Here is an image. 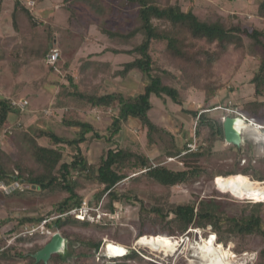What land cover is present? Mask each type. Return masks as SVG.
<instances>
[{
    "label": "trees",
    "instance_id": "16d2710c",
    "mask_svg": "<svg viewBox=\"0 0 264 264\" xmlns=\"http://www.w3.org/2000/svg\"><path fill=\"white\" fill-rule=\"evenodd\" d=\"M28 1H33L34 4L44 0H14L10 22L15 35H19L18 45L20 46L15 43L10 50L13 51L11 58H15L17 65L28 63L32 57L45 61L51 49L52 35L47 24H43L45 35L36 38L35 36L25 37L28 32H34L41 24L35 20L27 5ZM69 1L64 0L66 3ZM74 1L77 0L72 2ZM83 1L88 3L98 16L103 17L105 12L109 17L120 15L118 10L115 13L112 8L103 7L99 0ZM118 1L121 6L136 7L137 24L130 30H120L115 26L105 24V20L101 18V24L98 27L110 38L111 47L108 51L113 54H126L131 59L123 62L121 67L112 70L110 61H102L90 56L79 64L74 73L70 72L65 75V82L57 80L53 83L52 85L57 88L53 107L62 110L60 123L75 127L78 132L73 137H66L39 124H32L22 129L21 139L26 155L21 154L13 159L0 149V182L6 186L13 182L21 184L19 189L15 188L8 192L10 195H21L32 190L66 193V196L54 206L52 211L54 217L47 220L45 226L54 227L63 237L74 239L78 243V252L74 253L75 263L73 264H90L86 260L94 258L101 244L100 239L77 232L71 233L67 229L68 227L87 228L91 226L87 219L79 220L70 213V210L81 205L83 201L82 195L78 192L83 181L97 185L93 196L97 202L101 197H107L104 208L109 209L111 213L116 211L115 202L121 201L129 206H138L140 229L137 237L152 233L151 229H157V233H166L173 237L182 235L190 227L200 228L205 230L200 235L204 240L212 234L215 236L216 243L226 245L234 242L233 250L240 253L249 248L241 244V240L237 243V239L244 240L250 236H258L261 240V247L257 251L256 264H264V201L245 203L241 205L239 213L229 214L222 201L213 195L177 203H171L162 197L155 196L150 204H146L132 189L119 191L116 188L126 178L139 180L142 177L152 184L158 183L171 188L198 175V160L202 156H209L214 142L218 138H223L222 119L213 121L207 116L206 111L198 113L185 109L183 103L186 99V90L193 86L196 69L202 67L209 69L217 57L231 46L233 49L243 48L242 36L249 39L247 46L258 66L250 79L256 99L243 103L239 109L248 118L262 117L261 111L264 108V0L258 1L256 11L263 24L261 27L253 24L245 26L238 20L234 21L237 19L235 15L224 17L214 11L200 18L191 4L182 9L177 2L172 0ZM138 34L142 35L141 40L132 44L130 41ZM202 41L207 45H214L216 52L210 53L204 49L205 47L200 44ZM122 44L129 45V47L125 48ZM16 46L22 47V51H14ZM0 53L1 57L5 56L1 47ZM20 54L25 56L21 61L19 60ZM49 67L54 68L51 65ZM137 73L140 74L139 77ZM130 76H137L141 79V91L129 93L104 90L107 85L111 84L109 83L111 79H125ZM213 94L214 89L209 85L205 90L204 101L209 100ZM152 95L161 98L162 101L169 100L196 119L194 135L199 138L197 147L193 149L188 147V143L192 141L191 138L181 146L175 132L151 120L148 112L153 108L150 100ZM12 100L0 94V129H5L3 137L6 138H11L13 134L12 126H7L10 116H21V111L11 105ZM93 110L110 111V122L103 131H99L92 122L79 117L81 112L87 113ZM131 119L137 120L138 129L144 135L147 148L159 146L163 150L162 156L152 159L146 153L134 150L115 139ZM16 127L20 128L21 124L18 123ZM95 141H100L107 146L101 150L95 162H90L85 148ZM238 151H242L241 148H238ZM176 156L183 163L181 169H173L162 163L166 157ZM238 173L246 175L247 168L240 171L228 170L217 174V177L230 178ZM131 174H133L132 177ZM256 178L257 181H263L264 175H256ZM24 185L29 187L25 188ZM43 218L42 216L25 215L17 217L16 220L18 224L39 223ZM109 221L108 218L100 219L93 225L99 228ZM2 222L5 220L0 223ZM152 236L157 238V235ZM32 240L33 237H16L13 244L10 243L2 248L0 258L8 260L10 253L16 248L15 243ZM41 247L42 245H34L31 253ZM140 255L143 256L141 251L127 250L126 253L114 256L111 260L141 259ZM23 256H28L27 264H44L42 261L35 262L31 254ZM64 258L65 255L52 254L47 263L68 264ZM151 262L159 264L157 259ZM160 262L172 264L171 259L160 260Z\"/></svg>",
    "mask_w": 264,
    "mask_h": 264
},
{
    "label": "rangeland",
    "instance_id": "374dc122",
    "mask_svg": "<svg viewBox=\"0 0 264 264\" xmlns=\"http://www.w3.org/2000/svg\"><path fill=\"white\" fill-rule=\"evenodd\" d=\"M72 1L70 0L66 3L64 0H44L28 6L35 20L41 24L37 26L34 32H28L25 37L32 38L35 36L36 38L45 35L43 24L49 25V32L52 35L50 47L52 49L56 46L60 52L56 64L57 70L54 68L50 69L46 59L41 61V59L30 58L31 56L28 63L16 64L18 62L15 58H11L13 57V51L10 50L15 43L18 45L20 40L19 35H15L13 32L10 22L14 0H1L0 2V47L5 53V56H0V94L9 99L18 100L25 98L28 101V105L21 112L20 117L10 116L7 126H12L13 134L11 138L3 137L5 129H0V149L8 153L13 159L21 156V154L26 155L21 139V136H23L21 130L32 124L49 127L66 137H73L78 132L77 128L68 127L60 123L62 110L53 107V99L57 91V88L52 85L53 83L57 80L65 82V75L70 72L74 73L79 64L90 56L99 58L102 61H110L112 70L121 67L123 62L131 59L126 54L106 53L110 52L108 51V48L111 47L110 38L102 33L98 26L101 24V18H103L105 24L109 26H115L120 30H130L137 24L135 6H121L118 0H99L103 7H110L115 13L117 10L120 11V15H117L118 17H109L106 12L101 17L96 15L92 7L85 1ZM172 1L177 2L182 9L191 4L194 7V12L200 18H204L208 12L214 11L224 17L235 15L237 19L234 21L238 20L245 26L253 24L261 27L263 25L261 18L256 13L259 0ZM141 38L142 35L138 34L130 42L132 44L137 43ZM241 38L244 43L243 48L239 50L233 49L231 46L232 48H227L224 53L217 57V60L212 63L209 69L202 67L195 70L194 77L196 76V79L192 82L193 86L186 90V99L183 103L185 109L197 111L198 113L206 111L209 118L213 121H218L228 113L226 108L235 107V109L241 111L239 108L242 107L243 103L256 99L250 79L258 64L255 58L250 55L247 46L249 39L245 36ZM200 44L210 53L216 52L214 45H207L204 41L200 42ZM18 46H16L17 48L14 51L20 50L21 52L22 47ZM122 46L125 48L129 47V45L124 44ZM24 57L20 54L19 60H23ZM178 73L180 74V72ZM136 75L139 77L140 74L137 73ZM138 77L130 76L125 79H111L109 82L111 84L107 85L104 90H119L129 93L139 92L140 87L142 88V82ZM208 84L213 87L214 94L209 100L204 101ZM150 100L153 108L148 112V115L152 121L162 124V126L168 127L175 132L181 146L190 138L192 139L191 143L195 147L198 146L199 138L194 135L196 119L191 114L184 112L179 106L172 104L169 100L162 101L161 98L155 95H152ZM261 116L253 117L252 119L264 124V108L261 111ZM79 117L92 122L99 131H103L110 122V111L93 110L87 113L81 112ZM18 123L21 124L20 128L16 127ZM137 125V120L131 119L126 128L119 132L115 139L122 141L134 150L146 153L152 159L162 156L163 150L159 146L155 145L151 149L147 148L144 135L140 132ZM242 136L243 143L239 147L242 150L240 152L234 145L226 143L224 137L218 138L213 144L211 154L202 156L198 160V175L190 177L183 184L167 188L158 183L152 184L145 177H142L139 180L126 178L116 188L119 191L132 189L146 204H150L155 196L162 197L171 203H177L198 200L213 195L216 199L222 201L229 214H237L240 212L241 205L245 203L257 200L264 201V196L259 195L236 196L230 189L222 187V180L225 178L217 177V174L228 170L240 171L243 168H247L246 175L238 174L255 182V185L264 192V180L257 181L256 178V175H264V131L260 132L255 126L247 124L242 130ZM106 146L100 141L90 143L85 148L88 160L95 162L101 154V150ZM162 163L173 169H181L183 167L182 161L177 156L174 158L166 157ZM30 164H32L31 161ZM130 176L132 177L133 174ZM1 184L4 185L0 182ZM1 186L0 222L4 220L5 222L0 223V251L8 244H13L16 237H33V240L31 242L15 243L16 248L10 253V258L8 260L0 258V264H27L28 256L25 257L23 255L32 254L31 249L34 245L43 246L50 239L46 231H57L54 227L41 229L37 225H42L43 220H50L52 219L51 217H54L53 208L61 198L66 196V193L61 191L54 193L32 190L21 195H10L8 192L15 188L19 189L21 184L13 182L9 186L5 185L6 190L1 188ZM24 187L28 188L29 186L24 185ZM96 189V184L83 181L81 187L78 188V192L82 195V200L89 203L91 212L95 213V210L99 212V218L92 220L90 222L91 226L87 228H67L71 233L77 232L101 240L99 250L94 254V258L86 260L90 264H154L151 262L153 259H157L159 264L162 263L160 260L168 261L169 259H171L172 264L174 262L175 264H202L198 255H196L198 252L196 247L201 241H212L216 246L221 245L228 253V264H256L257 251L261 247V240L258 236H250L244 240L237 239V243L241 240L240 243L249 248L240 253L233 250L234 242H229L226 245L216 243L213 236H208L209 239L204 240L200 235L205 230L193 227L188 228L180 236H173L177 240V246L172 248L168 244L170 240H167L166 246L156 249L138 244L137 241L140 238L137 237L140 229L138 206H129L121 201L115 202L114 208L116 211L111 213L109 209L104 208L107 197H101L98 202L94 198L93 195ZM25 215H36L44 218L39 223L18 224L17 217ZM105 218L110 220L105 226L94 227L93 224L95 222ZM151 231L153 232L147 236L157 235V238L161 236L170 237L166 233H157V229H151ZM66 240L67 250L64 253V260L68 264H73L75 263L74 253L78 252V243L71 238L66 237ZM127 250L141 251L143 256L140 255L141 259H130L127 261L122 259L111 260L114 256L126 253Z\"/></svg>",
    "mask_w": 264,
    "mask_h": 264
},
{
    "label": "bare ground",
    "instance_id": "6f19581e",
    "mask_svg": "<svg viewBox=\"0 0 264 264\" xmlns=\"http://www.w3.org/2000/svg\"><path fill=\"white\" fill-rule=\"evenodd\" d=\"M245 121L240 117L236 121V126L243 130L247 126ZM250 125H253L252 123ZM254 126V125H253ZM261 132V131H260ZM222 187L224 189H230L236 196L243 195H259L264 196L263 190L255 185V182L246 178L241 174H237L230 178L222 180ZM19 182V181H18ZM257 183V182H256ZM259 183V182H258ZM167 240H170L169 246L172 248L177 246V240L173 237L161 236L155 238L154 236H142L137 241L138 244L156 249L167 245ZM203 240V239H202ZM198 258L202 264H228V253L221 245H215L212 241H201L197 247Z\"/></svg>",
    "mask_w": 264,
    "mask_h": 264
},
{
    "label": "built area",
    "instance_id": "2783aa9c",
    "mask_svg": "<svg viewBox=\"0 0 264 264\" xmlns=\"http://www.w3.org/2000/svg\"><path fill=\"white\" fill-rule=\"evenodd\" d=\"M28 6H32L33 5V1H28ZM60 56V52L59 49L54 46L49 54L46 57V62L47 64L51 65L54 67L55 70H57L56 67V63L59 59ZM11 105L14 107H17L19 109V111H24L28 105V101L25 98H20L18 100H12L11 101ZM220 108V107H218ZM226 111L228 112L226 115H230V116H237L238 118L240 117L241 119H243V121H245L246 123H252L255 128H258L259 131L263 132L264 131V124H260L256 121H254V119L252 118H248L244 113L240 112L239 110L234 108H226ZM224 119V117H222V120ZM188 147L190 149L195 148V146L193 145V143H188ZM2 185V184H1ZM0 185V186H1ZM1 188H3L4 190H6V186L2 185ZM91 207L89 205L88 202H84L82 201L81 205H79L78 207L73 208L72 210H70V213L73 214L77 219L79 220H84L87 219L89 222H91L92 220H95L96 218H99V212L97 210H95V213L91 212ZM105 214V213H104ZM47 220H43V222L41 223L42 225H37L38 228H46L45 226V222ZM46 233L49 235V237L52 236V234L54 232L52 231H46ZM214 236V235H211Z\"/></svg>",
    "mask_w": 264,
    "mask_h": 264
},
{
    "label": "water",
    "instance_id": "95a60500",
    "mask_svg": "<svg viewBox=\"0 0 264 264\" xmlns=\"http://www.w3.org/2000/svg\"><path fill=\"white\" fill-rule=\"evenodd\" d=\"M237 116L226 115L222 120L223 137L226 143L239 148L243 143L242 130L236 126ZM67 250V240L60 232H54L50 239L37 251L31 254L35 262L47 264L52 254H61Z\"/></svg>",
    "mask_w": 264,
    "mask_h": 264
},
{
    "label": "crops",
    "instance_id": "0c3cea01",
    "mask_svg": "<svg viewBox=\"0 0 264 264\" xmlns=\"http://www.w3.org/2000/svg\"><path fill=\"white\" fill-rule=\"evenodd\" d=\"M106 53H112V52H106ZM113 54V53H112ZM103 55V54H102ZM91 58H96V57H93V56H91ZM96 59H99V58H96ZM108 61V60H107ZM140 91L142 90V88L140 87V89H139ZM131 121V120H130ZM129 121V122H130Z\"/></svg>",
    "mask_w": 264,
    "mask_h": 264
},
{
    "label": "clouds",
    "instance_id": "9594fccd",
    "mask_svg": "<svg viewBox=\"0 0 264 264\" xmlns=\"http://www.w3.org/2000/svg\"><path fill=\"white\" fill-rule=\"evenodd\" d=\"M212 234H210L209 236H211ZM213 238L215 239V236H213ZM209 239V238H208Z\"/></svg>",
    "mask_w": 264,
    "mask_h": 264
}]
</instances>
